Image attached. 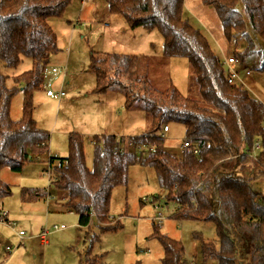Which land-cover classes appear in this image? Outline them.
I'll list each match as a JSON object with an SVG mask.
<instances>
[{
    "label": "trees",
    "instance_id": "1",
    "mask_svg": "<svg viewBox=\"0 0 264 264\" xmlns=\"http://www.w3.org/2000/svg\"><path fill=\"white\" fill-rule=\"evenodd\" d=\"M200 2L217 14L231 48L239 40L244 42V50H235L232 56L241 64L257 56L262 64L252 71L264 77V0ZM71 3L0 0V60L7 67L18 66L23 57L32 60L29 71L14 77V88L8 87V78L0 73V202L12 195V187L1 178L3 168L21 173L27 164L50 154L51 135L38 126L34 97L44 91V74L60 51L51 22L61 19ZM107 4L109 12L122 16L131 29L161 32L163 56L189 61L200 98L182 94L173 83L163 90L148 77H139L144 58L92 53L93 93L121 91L125 109L144 111L151 124L139 136H94L93 168L87 163L86 138L77 132L68 136V156L49 160L51 186L65 195V209L78 216L81 229H87L85 264L99 262L90 257L94 219L104 234L123 229L121 221L110 220L111 203L114 191L128 185L130 170L136 165L156 171L167 191L166 200L177 204L174 220L216 225L219 247L196 236L205 261L264 264V197L254 186L264 179V103L246 87L229 84L224 59L185 18L186 0H107ZM19 91L24 93V115L15 121L12 102ZM172 124L186 130L185 141L191 147L184 154L165 149L161 131ZM257 143L261 151L255 150ZM251 153L257 154L255 160ZM247 163H254L250 175L240 170ZM153 237L164 249L163 264H187L181 241L161 234L156 226Z\"/></svg>",
    "mask_w": 264,
    "mask_h": 264
},
{
    "label": "rangeland",
    "instance_id": "2",
    "mask_svg": "<svg viewBox=\"0 0 264 264\" xmlns=\"http://www.w3.org/2000/svg\"><path fill=\"white\" fill-rule=\"evenodd\" d=\"M191 2L192 0H186L185 18L205 34L222 58L218 43L220 39L224 43L227 40L217 14L212 9L209 10L212 14L193 10ZM197 2L201 3L199 0ZM51 25L58 36L60 51L52 57L50 68L67 67L68 79L64 89L67 97L59 103L48 98L45 91L35 94L34 116L39 128L51 135L50 154L27 164L21 173L13 172L7 167L1 171V178L12 187V195L1 204L5 203L7 209L12 211L11 222L17 223V227L13 230L6 223L0 222V264H85L89 246L86 243L87 229L78 226V216L65 209L64 198L51 186L49 159L68 156L70 132H90L82 134L86 138L87 163L93 168L94 136H102L112 129L124 128V136H139L149 130V116L144 111L127 112L121 91L115 89L108 95L93 93L96 77L89 72L92 53L99 57L117 54L144 58L140 64L139 77H148L155 87L163 90L173 83L182 94L192 99L200 98L189 61L184 58H165L161 32L131 29L122 16L109 12L107 0H72L65 15L53 20ZM235 50H244V42L239 40L237 45H233L231 53ZM261 64L260 58L252 56L240 65L252 70L259 69ZM31 67L32 60L29 57H23L16 67H7L0 60V73L8 78L9 88L16 86L14 77L29 71ZM246 89L254 98L264 103V77L258 71H253ZM67 100H72L71 104L66 105ZM23 106L24 93L19 91L12 102L13 120L23 118ZM126 116L130 120L125 119ZM89 121L94 122V126L98 125V128L92 129L88 125ZM169 127V133L161 131L166 139L165 149L180 154L186 130L182 125L172 124ZM240 170L245 175H250L254 170V163H247ZM254 186L264 197V179L257 181ZM48 190L53 198L48 203L43 197L34 198L36 192ZM166 196L167 191L160 185L153 168L140 165L132 167L128 185L114 191L111 203L110 217L116 219L110 220L121 221L123 229L104 234L98 221L94 219L92 234L95 239L90 257H97L98 264H163L164 249L158 239L153 237L156 226L161 234L183 243L187 264H218L216 261L203 259L201 241L196 238L199 235L205 241L216 242L219 247L216 225L174 220L172 217L177 204L167 201ZM160 214L164 218L162 224ZM55 226H65L66 229L57 232L54 231ZM20 231L26 233L22 245L18 236ZM44 231L49 232L50 243L45 248L41 247L40 239L37 238ZM8 248L12 252H8Z\"/></svg>",
    "mask_w": 264,
    "mask_h": 264
},
{
    "label": "built area",
    "instance_id": "3",
    "mask_svg": "<svg viewBox=\"0 0 264 264\" xmlns=\"http://www.w3.org/2000/svg\"><path fill=\"white\" fill-rule=\"evenodd\" d=\"M240 64H241L240 61L236 57H230V58L225 60V66L227 67V69L229 71V75H230L229 76V84L241 85V86L247 87L248 82L252 79L253 71L250 69H245L242 72L240 70V66H241ZM66 75H67V68L66 67H64V68H49L48 70H46V72L44 74L43 88H44V91H45L48 98L53 99L55 101H60L62 98H64L66 96V93L63 89H57L55 86V83L57 82V80L62 78L63 76H66ZM169 131H170V127L164 128L165 133H168ZM190 147H191V145L189 143H187L186 141H184V143L182 144V146L180 148V153L184 154L185 150L190 148ZM255 150L256 151L262 150V146L260 143L256 144ZM196 153H197V151H196ZM256 155L257 154H255V153H251V157H253V159H256ZM50 168H51V165H50ZM50 168H49V171H50L49 176H51ZM35 195L37 197H43L45 199L46 203H48L49 201H51L53 199L51 192L49 190L47 192L38 191L35 193ZM144 202H146V200H144ZM4 215H6V213H3L0 211V217H3ZM110 219L115 220L116 218L110 217ZM159 220H160V224H162L164 222V218L161 214L159 215ZM6 224L8 226L12 227L13 230H16L17 223L9 221ZM54 229H55L54 231L58 232V231L65 230L66 227L65 226H61V227L55 226ZM18 234H19L18 235L19 239L21 240V245H22L23 242L25 241L26 233L24 231H20ZM48 236H49V232L44 231L40 235V238L43 242H47ZM7 251L12 252V250L10 248H8Z\"/></svg>",
    "mask_w": 264,
    "mask_h": 264
},
{
    "label": "crops",
    "instance_id": "4",
    "mask_svg": "<svg viewBox=\"0 0 264 264\" xmlns=\"http://www.w3.org/2000/svg\"><path fill=\"white\" fill-rule=\"evenodd\" d=\"M199 2H200V0H199ZM192 4H191V8L194 10V9H197L198 11H201V12H203V13H206V12H211V11H209L211 8H206V7H203L202 5H201V3L199 4L198 2H197V0H192V2H191ZM187 4H188V2H187ZM188 5H190V4H188ZM202 9H203V11H202ZM207 14H210V13H207ZM211 14H212V12H211ZM210 16V15H209ZM217 43H218V41H217ZM218 45L220 46V48H221V51H222V58L224 59V61L226 60V59H228V58H230V57H233L232 56V53H231V47H230V45H229V43L226 41L225 43L222 41V39H220L219 40V43H218ZM67 66V65H66ZM67 68V67H66ZM246 68H248V67H244V66H240V70L243 72V70L244 69H246ZM68 70V69H67ZM67 79H68V71H67V75L66 76H63L57 83H56V88L57 89H65V85H66V82H67ZM254 84H256L255 82H254ZM65 91V90H64ZM66 93V92H65ZM110 93V92H109ZM108 93V94H109ZM107 94V95H108ZM107 95H106V98H107ZM67 97V94H66V96L64 97V98H66ZM64 98H62V99H64ZM62 99L60 100V101H55V100H52L53 102L55 101V102H61L62 101ZM105 101H107V103H108V100L107 99H105ZM71 102H72V100H67V101H65V104L66 105H69V104H71ZM112 105V104H111ZM118 108V107H117ZM117 108H115V109H117ZM124 109H125V107H124ZM126 110V109H125ZM87 111V110H86ZM127 111V110H126ZM88 112H90V110H88ZM127 112H129V111H127ZM125 119H128V120H130L129 119V117L128 116H126L125 117ZM124 119V120H125ZM113 121H111V123H112ZM88 125L90 126V127H92V129H96V128H98V125H95L94 126V122H91V121H89V123H88ZM123 129L124 128H122V130L121 129H119V130H113L112 129V131L110 130L109 132H107L106 134L104 133L103 135H116V136H118V137H129V136H136V135H133V134H128V135H123L124 133L122 132L123 131ZM78 131V130H77ZM80 131V130H79ZM78 131V132H79ZM170 131H171V129H170ZM169 131V132H170ZM75 132V131H74ZM77 132V133H78ZM168 132V133H169ZM71 133H73V131L72 132H70V134ZM80 133V132H79ZM84 134V135H87V134H89L88 132H81L80 134ZM93 133V132H92ZM82 134V135H83ZM96 134V133H95ZM99 136V135H98ZM92 144H93V141H92ZM50 160V159H49ZM36 162V161H35ZM59 195H61L64 199L66 198L65 197V195H62L61 193H59ZM34 198H41V197H37L35 194H34ZM63 199V200H64ZM2 202H0V211L1 212H3V213H6V215H4L3 216V218H4V220H2L1 221V223H7V222H9V221H12L11 220V216H12V211L9 209H7V207L5 206V203H3V204H1ZM49 206L50 205H48V208H49ZM63 206H64V204H63ZM70 214H72L71 212H69ZM78 226H79V224H78ZM41 235V234H40ZM40 235L37 237L38 239H40V245H41V247H47L50 243H49V241H48V238H47V242H43L42 240H41V238H40ZM49 237V236H48Z\"/></svg>",
    "mask_w": 264,
    "mask_h": 264
}]
</instances>
